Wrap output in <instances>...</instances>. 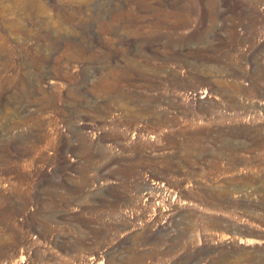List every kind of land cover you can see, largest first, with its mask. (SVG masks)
I'll return each mask as SVG.
<instances>
[{
    "label": "rangeland",
    "instance_id": "rangeland-1",
    "mask_svg": "<svg viewBox=\"0 0 264 264\" xmlns=\"http://www.w3.org/2000/svg\"><path fill=\"white\" fill-rule=\"evenodd\" d=\"M0 264H264V0H0Z\"/></svg>",
    "mask_w": 264,
    "mask_h": 264
},
{
    "label": "bare ground",
    "instance_id": "bare-ground-1",
    "mask_svg": "<svg viewBox=\"0 0 264 264\" xmlns=\"http://www.w3.org/2000/svg\"><path fill=\"white\" fill-rule=\"evenodd\" d=\"M39 13L41 14H45L46 13V10L43 8V7H39ZM13 27L16 29V30H19V31H22L24 32V28L23 27H19L17 23H14L13 24ZM56 34V33H55Z\"/></svg>",
    "mask_w": 264,
    "mask_h": 264
}]
</instances>
